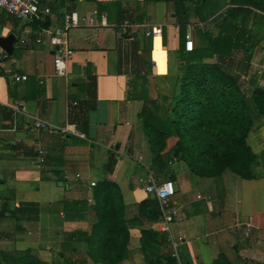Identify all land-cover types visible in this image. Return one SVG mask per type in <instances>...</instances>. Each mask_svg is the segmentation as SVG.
<instances>
[{
	"label": "crops",
	"instance_id": "crops-1",
	"mask_svg": "<svg viewBox=\"0 0 264 264\" xmlns=\"http://www.w3.org/2000/svg\"><path fill=\"white\" fill-rule=\"evenodd\" d=\"M41 3L52 16L38 25L0 9V36L18 38L11 57L0 48V264H14L21 251L48 264H105L93 255L89 239L99 220L95 188L102 181L119 185L121 217L130 221L129 244L117 264H169V243L151 234L147 241L144 235L145 230L166 235L161 217L144 215L140 207L153 198L146 190L153 179L175 182L172 201L179 218L171 229L183 238L184 264H214L221 254L231 264H264V116L251 97L254 125L247 141L257 154L253 179L230 170L199 176L184 160L172 159L155 178L141 117L153 102L168 116L186 38L197 48L204 34L216 36L227 0ZM73 10L100 15L95 24L71 31L74 54L67 76L61 77L55 74L50 44H23L20 38L41 25L62 24ZM154 25L162 26V38L147 34ZM228 66L242 68L247 87L264 89V41L249 51L236 49ZM13 72L28 79L16 82ZM38 119L69 127L71 133L37 130ZM174 143L172 138L166 152Z\"/></svg>",
	"mask_w": 264,
	"mask_h": 264
},
{
	"label": "trees",
	"instance_id": "trees-1",
	"mask_svg": "<svg viewBox=\"0 0 264 264\" xmlns=\"http://www.w3.org/2000/svg\"><path fill=\"white\" fill-rule=\"evenodd\" d=\"M166 1L177 4L185 0ZM227 4L216 36L204 34V43L193 51L183 47L181 75L168 116L155 102L141 113L155 178L171 159L184 160L199 176L214 177L230 170L244 179L258 177L254 171L257 154L247 141L254 121L242 68L238 72L228 65L236 49L249 51L264 41V0H227ZM212 56L216 61L204 60ZM251 99L264 116V89L256 86ZM172 138L175 143L168 153ZM95 207L99 220L89 237L91 251L103 263L117 264L124 257L130 237V221L121 217L124 208L119 185L112 181L98 183ZM140 207L144 215L152 212L153 218L161 217L156 197L143 201ZM150 234L160 238L161 244H168L167 236L155 230L144 231L147 241ZM19 254L14 264H48L30 251ZM169 262L176 264L173 258ZM214 264L231 263L221 254Z\"/></svg>",
	"mask_w": 264,
	"mask_h": 264
},
{
	"label": "built area",
	"instance_id": "built-area-1",
	"mask_svg": "<svg viewBox=\"0 0 264 264\" xmlns=\"http://www.w3.org/2000/svg\"><path fill=\"white\" fill-rule=\"evenodd\" d=\"M0 9L6 10L22 21H40L45 22L52 16V10L49 6H43L41 0H0ZM99 11L94 10L90 15H80L76 10L65 13L62 24L41 25L40 30L34 34L25 35L20 38L23 44L35 43L37 45L47 42L50 44L56 54L55 74L65 77L68 74V62L74 54L71 46V31L82 25H92L97 21ZM104 18V14H102ZM153 39L162 38L163 28L161 25H154L147 32ZM187 51H193L195 48L194 40L188 36L185 41ZM1 57V56H0ZM11 77L16 82H22L28 79V75L13 72ZM37 130H45L51 134H69V127L56 126L46 120L38 119L33 125ZM96 185V182H92ZM146 190L153 197H156L159 203L160 216L162 220V231L166 233L169 245L172 247L170 256L175 259L176 264H184L180 257L179 243L183 238H176L173 235L171 225L179 218V209L173 204L172 198L176 194L175 182L167 179L163 182L153 179L152 183L146 187Z\"/></svg>",
	"mask_w": 264,
	"mask_h": 264
},
{
	"label": "water",
	"instance_id": "water-1",
	"mask_svg": "<svg viewBox=\"0 0 264 264\" xmlns=\"http://www.w3.org/2000/svg\"><path fill=\"white\" fill-rule=\"evenodd\" d=\"M18 38L15 34L11 33L7 36H0V48L7 54V57H11L15 50V44Z\"/></svg>",
	"mask_w": 264,
	"mask_h": 264
},
{
	"label": "rangeland",
	"instance_id": "rangeland-1",
	"mask_svg": "<svg viewBox=\"0 0 264 264\" xmlns=\"http://www.w3.org/2000/svg\"><path fill=\"white\" fill-rule=\"evenodd\" d=\"M218 24H219V22H218ZM241 52L242 51H240V55H237L236 57L239 59L240 58V56H241ZM215 58V57H214ZM217 59V58H216ZM211 62V61H210ZM244 81H245V83H244V89L246 90V92H247V94H248V97L250 98L251 97V94H252V91H253V87H247L246 85H247V82H246V80L244 79ZM249 106H250V108L252 107L250 104H249ZM201 193H206V192H201ZM205 195H207V194H205Z\"/></svg>",
	"mask_w": 264,
	"mask_h": 264
}]
</instances>
